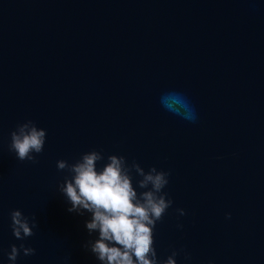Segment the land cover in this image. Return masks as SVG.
Masks as SVG:
<instances>
[{
	"label": "water",
	"instance_id": "1",
	"mask_svg": "<svg viewBox=\"0 0 264 264\" xmlns=\"http://www.w3.org/2000/svg\"><path fill=\"white\" fill-rule=\"evenodd\" d=\"M29 120L35 164L9 150ZM92 150L170 173L160 260L264 264V0H0V264L15 209V264H101L56 167Z\"/></svg>",
	"mask_w": 264,
	"mask_h": 264
},
{
	"label": "clouds",
	"instance_id": "2",
	"mask_svg": "<svg viewBox=\"0 0 264 264\" xmlns=\"http://www.w3.org/2000/svg\"><path fill=\"white\" fill-rule=\"evenodd\" d=\"M10 137L9 150L19 161L38 162L34 154L44 150L45 129L29 120L18 124ZM106 159L99 170L97 164L105 160V155L96 150L83 153L72 163L63 159L56 162L59 171L68 173L59 185V191L71 203L68 211L80 215L90 213L85 227L90 235L98 232L97 239L83 245L85 249L101 264H177V251L160 260L154 247L155 226L173 204L163 191L170 173L156 167L145 171L139 163H129L124 156L115 154ZM177 212L186 215L184 209ZM10 218L12 235L21 241L19 245L12 244L7 252L9 264H15L21 253L35 254L36 250L25 246L23 241L34 235L37 222L35 217L30 218L19 209L12 210ZM227 218H231L230 213Z\"/></svg>",
	"mask_w": 264,
	"mask_h": 264
}]
</instances>
